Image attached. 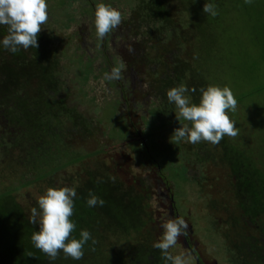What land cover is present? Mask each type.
I'll list each match as a JSON object with an SVG mask.
<instances>
[{
  "label": "rangeland",
  "instance_id": "1",
  "mask_svg": "<svg viewBox=\"0 0 264 264\" xmlns=\"http://www.w3.org/2000/svg\"><path fill=\"white\" fill-rule=\"evenodd\" d=\"M137 1L46 0L49 20L42 25V31H51V43L61 60L56 95L65 97L66 106L76 111L83 119L82 123H86L81 125L84 136L75 135L69 140L73 150L84 153L83 159L67 165L65 170H56L51 179L56 181L70 173L75 178L64 186L71 187L88 174L110 173L124 186L140 191L147 189L151 220L144 228L150 230L152 241L148 239V242L152 244L162 236L161 225L174 218L168 206L171 196L176 217H183L189 229L188 236H180L169 252L172 255L190 252L191 264H197L194 255L199 258V264H227L224 232L230 233L232 213H235V221L238 220L228 171L219 162L211 160L199 164L200 167L187 165L185 177L183 167L187 155L183 152L186 141L177 142L171 138L174 130L184 123L176 119L178 112L174 103H171L173 107L170 103L169 107L162 105L159 91L153 89L155 82L150 72L153 66L146 64L143 56L144 51L150 57L161 55L164 63L172 65L174 54L179 53L176 55L179 59L184 52L180 51L176 38L159 50H148L146 45L143 46L141 42L146 37L141 33L133 35L128 27L131 23L123 22L131 19ZM232 1L235 0L212 2L227 7L222 28L215 23L203 24L199 15L187 22L188 0H175L170 13L178 31L187 27V23H201L199 27L203 29L189 35L193 39H190V50L197 58L187 59L185 65L206 75V87L228 86L234 97L242 95L241 100H237L236 111L228 112L239 135L224 138L262 167L264 87L249 93L264 85V60L252 36L255 29L264 24V0H252L251 4L240 0L235 6ZM101 2L122 13L121 24L106 36L104 43L97 38L94 26L95 8ZM161 37L164 36L161 34ZM110 64H117L121 69L119 79L111 78ZM155 65L154 71L162 68L160 64L159 67ZM124 93L125 99L121 97ZM128 122H131L130 127ZM134 128L138 129L137 133ZM204 143L209 151L219 149L218 145ZM1 179L0 186L9 184L7 174ZM45 191L42 182L20 186L12 194L21 206H30ZM125 245L126 242L123 247Z\"/></svg>",
  "mask_w": 264,
  "mask_h": 264
},
{
  "label": "trees",
  "instance_id": "2",
  "mask_svg": "<svg viewBox=\"0 0 264 264\" xmlns=\"http://www.w3.org/2000/svg\"><path fill=\"white\" fill-rule=\"evenodd\" d=\"M202 1L204 4L213 2L188 0L187 22L199 15L203 24L215 23L222 28L227 7L217 6L219 14L213 17L203 13ZM174 2L139 0L134 3L131 19L123 21L131 23L127 26L133 35L141 33L146 37V42H141L146 49L159 50L176 38L180 51L184 52L182 59L176 56L179 53L174 54L172 65L164 63L161 55L150 57L147 52L143 53L146 64L162 66L157 71L151 67L150 72L155 82L153 89L159 91L165 107H169L166 93L170 88L186 86L189 89L186 95L192 102L199 103L200 89L207 86L206 75L185 65L187 59L197 58V54L190 50V39H193L189 35L203 28L199 27L201 23H187V27L178 31L170 13ZM238 2L240 0L232 1L234 6ZM5 35L7 26L0 25V40ZM252 36L264 60V24L260 29L256 28ZM52 37L51 31L41 30L37 48H21L15 54L0 45V185L1 176L7 174L9 181V184L0 186V264H165L161 251L148 242V239L152 241L150 230L144 228L151 220L147 189L141 188L140 191L124 186L116 176L113 182L109 179L110 173L88 174L84 180L71 186L77 192L71 217L76 225L72 237L79 239L81 230H87L96 241L94 245L91 240L87 242L81 260L65 258L61 251L58 258L51 261L31 241L33 232L39 230L38 224L30 223L31 210L38 209V200L30 206H21L12 192L20 186L42 182L46 190L64 187L75 177L69 173L53 181L52 173L65 170L67 165L80 162L84 156L83 152L71 148L69 140L75 135L84 136L81 125L86 123H82L83 119L76 111L66 106L65 97L56 95L61 60L51 43ZM262 87L264 85L248 93L251 95ZM235 98L240 101L242 95ZM180 122L187 123L181 119ZM217 145L219 149L212 152L204 141L197 144L186 142L183 153L188 157L183 156L186 160L184 175L187 176V165L199 166L211 160L227 169L235 208L238 209V220L235 221V213H232L230 233L224 232L227 264H264V165L257 166L251 156L230 145L225 138ZM163 182L167 184L165 180ZM90 190L105 201L103 206L87 205ZM194 259L199 264L196 255Z\"/></svg>",
  "mask_w": 264,
  "mask_h": 264
},
{
  "label": "clouds",
  "instance_id": "3",
  "mask_svg": "<svg viewBox=\"0 0 264 264\" xmlns=\"http://www.w3.org/2000/svg\"><path fill=\"white\" fill-rule=\"evenodd\" d=\"M244 3L251 4L252 0H244ZM203 13L213 17L219 14L217 6L210 2L204 4ZM94 16L96 35L100 40L122 22V13L105 3L96 5ZM48 20L46 0H0V25L7 26V35L0 40V45L13 54L21 48H37L38 34ZM129 50L132 51L131 48ZM110 76L119 79L121 69L114 67ZM188 91L186 86L180 85L170 88L166 93L168 101L174 103L178 109L176 119L187 122L176 128L171 138L177 142L197 144L205 141L217 145L225 136L235 138L239 135L235 121L228 115L229 111L235 112L237 109V100L228 86L209 85L201 88L199 103L190 100L186 95ZM109 179L115 182L114 176ZM76 196L74 188L49 187L38 198V209L31 210L30 223L39 225V230L33 232L31 241L51 261L56 260L61 251L65 258L81 260L87 242L91 240L93 245L96 243L87 230H81L79 239L72 237L76 227L71 220ZM86 203L89 207H95L103 206L105 201L90 190ZM161 227L162 236L153 247L161 251L165 264H191L190 252L179 255L169 252L170 248L176 246L180 236H188L187 221L183 217L169 218Z\"/></svg>",
  "mask_w": 264,
  "mask_h": 264
},
{
  "label": "flooded vegetation",
  "instance_id": "4",
  "mask_svg": "<svg viewBox=\"0 0 264 264\" xmlns=\"http://www.w3.org/2000/svg\"><path fill=\"white\" fill-rule=\"evenodd\" d=\"M106 39H107V37H105L103 40H100V41H101L102 43H104V42L106 41ZM104 45H105V44H104ZM104 45H103V46H104ZM107 66H108V65H107ZM109 66H110V67H109L110 69H113L114 67H117V64H114V65H111V64H110ZM155 91H156V90H155ZM120 95H121V94H120ZM124 96H125V93L121 95V97H124ZM123 99H125V97H124ZM129 123H131V122H128L127 126L130 127L131 125H129ZM137 130H138L137 128H134L135 133H137ZM169 198H170V199H169L168 206L170 205V206H169V210H172V211H170V213L173 215L174 218H177V217H176V214H177V213H176V210H175V208H173V206H172L173 201H172V199H171V196H169Z\"/></svg>",
  "mask_w": 264,
  "mask_h": 264
}]
</instances>
